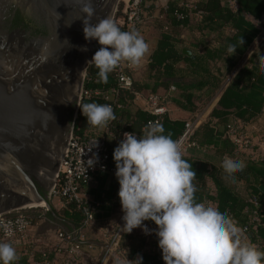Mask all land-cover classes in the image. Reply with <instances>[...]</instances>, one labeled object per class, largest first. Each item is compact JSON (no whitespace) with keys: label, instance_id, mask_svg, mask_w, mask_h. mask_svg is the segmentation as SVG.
Masks as SVG:
<instances>
[{"label":"trees","instance_id":"1","mask_svg":"<svg viewBox=\"0 0 264 264\" xmlns=\"http://www.w3.org/2000/svg\"><path fill=\"white\" fill-rule=\"evenodd\" d=\"M157 1L146 0L142 8V13L149 15L159 10L161 23L153 28L157 44L141 77L133 79L130 90L118 91L112 101L107 102L104 96L111 90H117L116 69L109 74L107 83H103L98 77V69L90 65L83 90L93 94L90 98H82L80 105L95 102L112 106L116 119L110 121L107 127L100 128L101 133L97 136L104 140L110 164L115 166L112 153L121 134L129 132L143 136L147 123L153 120L136 105L138 98L146 99L149 94H156L163 99L166 108L172 104L191 115L186 120H174L167 110L162 117L159 123L165 129L164 134L175 141L184 132L186 124L193 122L203 107L218 98L216 107L208 120L197 128L193 139L200 150L212 151L220 159L219 164L212 165L207 158L192 154L183 158L192 164L196 172L193 181L197 188L196 202L209 201L225 213L239 218L240 212L249 206L246 196L257 195L264 200V192L260 190V187L264 188V163L237 153L225 129L232 119L242 122L245 127L264 120V72L258 61L264 52V43L257 45L246 64L239 68V60L250 51L259 35L254 22L264 13V0H176L161 9L156 6ZM184 34L192 35L193 39L190 42L183 40L181 36ZM206 35L210 36L209 40L205 39ZM183 49L188 50L190 55H185ZM170 88L174 91L170 92ZM95 92L99 94L94 95ZM94 129L79 108L74 130L79 134L86 131L95 136ZM258 131L264 139V125ZM224 156L236 157L246 163L242 172L235 173V179L222 169L221 159ZM118 188L115 175L105 174L94 176L82 188L91 198L89 206L93 225L108 236L114 233L121 212ZM37 211L33 208L20 213L34 225L42 219L40 214L35 213ZM56 215L59 221L50 214H46L44 219L56 222L59 232L70 235L73 230L80 232L85 227L84 212L73 204ZM262 221L264 223V202ZM144 224L151 234L137 228L132 233L121 235L117 243L120 254H113V264H137L135 259L138 255L142 257V264H164L161 250L156 248V225L151 221ZM259 235L264 242V227ZM0 242L10 243L16 249L18 259L14 264H84L79 257H68L69 246L63 247L60 242H43L34 235L11 241L2 239L0 235ZM79 245L88 244L84 240Z\"/></svg>","mask_w":264,"mask_h":264},{"label":"clouds","instance_id":"2","mask_svg":"<svg viewBox=\"0 0 264 264\" xmlns=\"http://www.w3.org/2000/svg\"><path fill=\"white\" fill-rule=\"evenodd\" d=\"M80 11L85 40L100 45L88 64L98 69L101 82L107 83L121 62L138 65L148 54L149 44L138 31H123L110 17L91 23L93 0H82ZM258 61L264 72V52ZM79 108L93 127H107L116 119L110 104L83 103ZM164 132L162 124L149 123L143 136L125 132L113 150L117 196L127 233L141 228L151 234L144 222H153L164 264H264V251L251 242L242 244V230L223 210L196 202V172L182 157L178 142ZM96 162L98 156L89 159V167ZM221 166L235 179L246 163L225 156ZM17 259L12 244L0 242V264H14ZM135 261L142 264V257L138 255Z\"/></svg>","mask_w":264,"mask_h":264},{"label":"water","instance_id":"3","mask_svg":"<svg viewBox=\"0 0 264 264\" xmlns=\"http://www.w3.org/2000/svg\"><path fill=\"white\" fill-rule=\"evenodd\" d=\"M118 1L93 0V7L103 5L104 18H113ZM81 7L82 0H0V216L41 208L38 205L43 204L58 220L48 202V193L74 128L71 119L62 133V111L64 104L73 102L76 111L85 73L93 65L88 64L91 58L79 65L75 73L70 72L74 74H66L71 85L77 80L71 92L49 90L48 82L71 40L72 33L66 31L62 18L72 9L81 13ZM16 9L32 22L43 24L49 35L26 40L28 33L10 31V12ZM183 53L190 55L187 51ZM46 95L50 97L49 103L55 104L52 110L55 117L40 127L35 125L33 115L46 108ZM37 127L39 132L35 138ZM36 184L45 190L44 194L39 193ZM260 190L264 192L263 187ZM115 253L120 254V250L116 249Z\"/></svg>","mask_w":264,"mask_h":264},{"label":"built area","instance_id":"4","mask_svg":"<svg viewBox=\"0 0 264 264\" xmlns=\"http://www.w3.org/2000/svg\"><path fill=\"white\" fill-rule=\"evenodd\" d=\"M145 2L146 0H122L123 7L116 20V24L123 31L136 30L144 39L146 32L142 18V8ZM254 24L259 30V35L253 47L243 57V60L239 62V68L246 64L256 46L264 43V13ZM115 69L117 90H111L104 96V101L107 102L112 101L118 91L130 90L133 85L135 65L128 62H121ZM173 91L174 88H170V92ZM92 94L91 91L83 90L82 88L81 99L90 98ZM98 94V92L94 93V95ZM162 101L163 99L156 94H149L146 97L142 110L153 117V120L148 122L147 126L149 123H159L162 117L167 114V108ZM117 108H120V106H117ZM199 125V121L186 124L184 132L176 140L179 144L182 157L191 150H200L193 139L194 133ZM244 128L245 126L242 122L232 119L226 126L225 131L234 144L237 153H244L250 156L251 159L264 163V139L261 135L257 137L247 135ZM124 133L121 134L118 143L123 139ZM96 156H98V162L89 167L88 160ZM223 158L221 159V164ZM114 173L115 166L110 164L109 150L104 140L100 139L97 135L90 136L86 131L79 134L73 128L69 135L66 149L60 161L54 185L49 192V196L60 203L61 209H65L66 206L73 204L78 210H82L86 216L83 230H87L93 224V216L89 206L91 200L85 198L82 188L98 174L113 176ZM246 201L249 206H246L240 212L239 218L229 212H226V214L242 230L240 233V241L242 244L251 242L260 251H264V242L259 235L260 229L264 227L262 221L264 200L257 195L249 194L246 196ZM203 203L208 204L211 202L204 201ZM122 216L123 212L121 211L114 233L108 236V239L112 238L111 242L109 243L108 240V244L105 246L108 259L113 258L120 236L127 234V228L124 227ZM31 228L32 224L30 220L24 214L20 213V211L14 215L0 216V235L6 241L22 240L26 237L33 236L30 232ZM136 229H133L131 233ZM83 230L80 232L75 231L70 235L57 231V241L63 244V247L69 246L68 257L81 258L80 252L82 247L79 245V242L84 241L82 237L80 238ZM86 247L92 249L90 244L86 245ZM156 248L160 250L158 243ZM66 264L71 263L67 262Z\"/></svg>","mask_w":264,"mask_h":264},{"label":"flooded vegetation","instance_id":"5","mask_svg":"<svg viewBox=\"0 0 264 264\" xmlns=\"http://www.w3.org/2000/svg\"><path fill=\"white\" fill-rule=\"evenodd\" d=\"M103 11V5H99L98 7H96L94 18L93 20H91V23L95 24L98 20L104 18ZM80 14L81 13L76 11V9H72L69 14H66V16L62 18L64 20V28L66 29V31L72 34L70 35L71 40L68 48L65 50L62 58H60V60L56 63L55 68L57 69V71L52 74L51 81L48 82L49 90H56L57 93H64V91L69 93L72 89H74L77 84V80L75 79V83L71 85L69 82V78L66 77V74L68 76L74 74L75 71H77L78 66L85 62L87 59L92 58L94 53L100 47V45H98L95 40H85L83 35V23L82 20H79L82 19V16ZM9 30H20L28 33V37L26 38V40L37 37H46L49 35V31L43 24L32 22L18 9L10 12ZM71 71H73L74 73H70ZM67 93L65 97L67 96ZM46 97V108L44 110L39 109V112L36 111L33 115L35 118V125H40V127L43 126V124L48 125L49 122L51 123V119L55 117L54 113L52 112L55 104L49 103L50 97H48L47 95ZM67 100H70L69 96L66 97V101ZM66 101H64V103ZM64 107L65 108L62 111L63 121L61 122L62 133L65 130V125L70 124L75 110V103L73 102L71 104H64ZM43 116H45V123H43ZM37 131L38 127L35 130V138L37 137L36 133L39 132ZM68 133L69 132L66 131V136L68 135ZM36 186L40 194L45 193V190L42 187H40L38 184H36Z\"/></svg>","mask_w":264,"mask_h":264},{"label":"crops","instance_id":"6","mask_svg":"<svg viewBox=\"0 0 264 264\" xmlns=\"http://www.w3.org/2000/svg\"><path fill=\"white\" fill-rule=\"evenodd\" d=\"M171 1H176V0H158L156 2V6H158V8H165L166 5L171 2ZM187 2H193V1H197V0H186ZM156 14H159V10L156 11ZM145 39L146 42L149 44V52L148 54L140 61V63L138 65H135V71L133 74V79H136V74L137 73H142L144 71V69L146 68L148 62H149V58L152 54V52L154 51L156 44H157V37H156V32L154 31V29L152 27H147L145 29ZM181 38L185 41H189L193 39L192 35H188V34H184L181 36ZM206 40L210 39V36L206 35L205 36ZM183 51H187L183 49ZM190 53V52H189ZM243 58L240 61H242ZM138 76V75H137ZM218 98H215L210 104L206 105L205 107H203L195 116V120L194 121H199L200 125L204 122H206L208 120V117L210 115V113L212 112V110L216 107ZM144 102L145 99H141L138 98L136 100V105L139 108H143L144 106ZM169 115L172 119L174 120H186L189 119L191 117V115L183 110L178 109L177 107H175L174 105L170 104L167 108ZM199 125V126H200ZM260 134H254V137L259 136ZM194 155L200 158H207V160L212 164V165H217L220 162V159L215 157L212 151H207V150H191L190 152H188L186 155ZM185 155V156H186ZM85 198H87L88 200H91L90 196L88 195L87 192H83ZM59 221V220H56ZM49 223V224H48ZM93 224L87 228V230H83L81 232L80 238L82 237L84 240H86L87 244H90L92 246V249H88L86 246H83L81 248V259L84 262V264H113L112 263V259H108L106 256V248L105 246L107 245L105 244H97L96 242H93V240H88V234L89 235H93ZM51 230H53L51 232ZM56 231V232H55ZM58 231V225L55 222L53 224V222H47L44 223L41 228H37V230L35 231V233H31L33 234L35 237H37L38 239H40L43 242H50V243H57V237H56V233ZM75 231L73 230V233ZM90 232V233H89ZM95 234V233H94ZM91 235V237H92Z\"/></svg>","mask_w":264,"mask_h":264},{"label":"rangeland","instance_id":"7","mask_svg":"<svg viewBox=\"0 0 264 264\" xmlns=\"http://www.w3.org/2000/svg\"><path fill=\"white\" fill-rule=\"evenodd\" d=\"M121 1L122 0H119L117 2L116 8H115V13L113 14V18L112 19L114 20L115 23H116L117 17L121 13V10H122V7H123V4L121 3ZM124 1H126V0H124ZM160 16L161 15H159V14L149 15V13L144 12L143 13V20H144V23H145V27L146 28L147 27H152V28L157 27L158 23H161V17ZM140 77H141V73L139 72V73L136 74V77L135 78H140ZM85 78H86V73H85V77H84V82H85ZM80 102H81V100H80ZM80 102H79V105H78L76 111L73 114L72 121L74 120V124H75V120L77 118V114L79 112ZM263 125H264V120L261 119L260 121L255 122L253 125L246 126L244 128V130H245V132H246L247 135H250V136H253L254 137V134H258L259 133L258 130L260 129V126H263ZM93 132H94L95 135H99L101 133V129L98 128V127H95V129H94ZM48 196H49V193H48ZM48 202H49L50 206L52 207L53 211L55 212V214L57 212H59V211L62 210L61 207H60V203H58L56 200H54L50 196L48 197ZM25 210H29V209H25ZM37 210H39V211H37L35 213L40 214V216H42V219L37 220L36 221V224L32 225V228H31V231H30L31 233H35V231L37 230V228H39V227L41 228V226L44 223L49 222V221H47V220L44 219V216L46 214H49L46 211V209L45 208H37ZM16 213H19V211L14 212V213H11V215H14ZM54 220H56V219H54ZM53 224H54V222H53ZM92 230H93V235L91 234L92 235V237H91V235L88 234V240H93V242H96L97 244H105L106 242H108V240H109L108 237H107L108 235L106 234L105 231L98 230L94 225H93ZM52 231L53 230H51V232ZM106 244H108V243H106Z\"/></svg>","mask_w":264,"mask_h":264},{"label":"bare ground","instance_id":"8","mask_svg":"<svg viewBox=\"0 0 264 264\" xmlns=\"http://www.w3.org/2000/svg\"><path fill=\"white\" fill-rule=\"evenodd\" d=\"M82 74H83V72H82ZM39 207H41V208H43L44 207V205L43 204H40V205H38ZM35 207H37V206H35ZM38 208V207H37Z\"/></svg>","mask_w":264,"mask_h":264}]
</instances>
